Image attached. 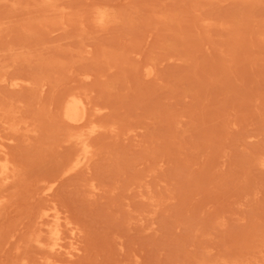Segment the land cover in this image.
I'll list each match as a JSON object with an SVG mask.
<instances>
[{
	"label": "rangeland",
	"instance_id": "rangeland-1",
	"mask_svg": "<svg viewBox=\"0 0 264 264\" xmlns=\"http://www.w3.org/2000/svg\"><path fill=\"white\" fill-rule=\"evenodd\" d=\"M1 164L0 264H264V0H0Z\"/></svg>",
	"mask_w": 264,
	"mask_h": 264
},
{
	"label": "bare ground",
	"instance_id": "bare-ground-1",
	"mask_svg": "<svg viewBox=\"0 0 264 264\" xmlns=\"http://www.w3.org/2000/svg\"><path fill=\"white\" fill-rule=\"evenodd\" d=\"M102 21V19H101ZM88 113H87V109L86 106H83L82 102L79 99H72L69 101L66 110L64 112V117L66 120H70L76 124H80L83 125L85 124V121L87 119ZM114 127V126H113ZM110 128V127H109ZM117 128V127H116ZM69 132V131H68ZM73 134V133H72ZM74 135V134H73ZM76 135V134H75ZM71 137V136H70ZM72 138V137H71ZM68 137L66 138V141ZM73 141V140H72ZM76 142V141H75ZM77 143V142H76ZM72 144V143H71ZM80 144L83 145V147H86L87 144L84 141H81ZM79 146V145H78ZM5 151V150H4ZM6 152V151H5ZM85 153V152H84ZM87 153V152H86ZM82 154V153H81ZM82 158V156H81ZM85 159V158H83ZM68 165V164H67ZM70 166V164H69ZM66 169V168H65ZM13 171V170H11ZM74 171V169L72 170ZM3 174L4 179H8L9 178V173H8V169L7 166L5 164H1V168H0V174ZM13 173V172H11ZM4 201V199H3ZM2 201V202H3ZM54 221V220H53ZM56 231V230H55ZM39 242V241H37ZM38 247V246H37ZM40 249V248H39ZM52 249V248H51ZM46 250V249H45ZM50 250V249H49ZM43 251V250H42ZM51 251V250H50ZM47 252V251H46ZM57 254V253H56ZM60 254V253H59Z\"/></svg>",
	"mask_w": 264,
	"mask_h": 264
}]
</instances>
